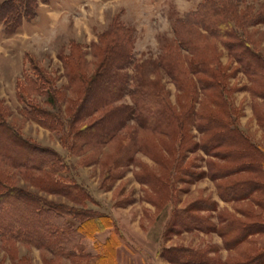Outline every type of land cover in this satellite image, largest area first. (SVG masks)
Here are the masks:
<instances>
[{"label": "rangeland", "instance_id": "obj_1", "mask_svg": "<svg viewBox=\"0 0 264 264\" xmlns=\"http://www.w3.org/2000/svg\"><path fill=\"white\" fill-rule=\"evenodd\" d=\"M203 1L46 0L39 2V10L34 7L32 17H23L13 33L8 34L0 21V105L6 122L22 137L53 148L65 164L60 175L74 182L80 194L73 200L60 193L40 191L20 176L16 183L73 209L107 215L109 226H100L90 237L80 238L88 255H96L109 236L115 242L116 264H182L180 257H192L193 250L213 264H222L226 258L227 264H239L249 255H258V260L264 253V232H253L235 242L240 235L237 222L255 221L258 225L264 221V174L256 178L245 171L231 173L236 160L241 161L234 156V147L230 156L222 154L221 148L209 146L206 151L201 146L204 133L191 127L189 132L198 148L182 154L178 142L163 135V125H141L131 116L119 127L118 111L111 113L115 133L110 138H100L102 131L97 129L95 137L83 133L76 140L67 135L71 120L66 103L57 98L48 100L46 92L33 85L38 78L33 69L36 66L48 78V88L67 89L69 93L68 59L74 52L86 73H92L97 60L92 44L118 19L130 30L129 60L121 69L127 74L122 96L113 104H133L129 92L138 64L142 65L139 74L151 80L158 77L174 102L178 91L174 81L160 68L154 70L151 62L158 58L163 44L172 41L175 18ZM239 2L256 15L246 31L251 47L264 62V0ZM71 41L80 49L71 51ZM218 52L227 74L225 95L235 126L264 157V122L259 121L264 120V96L253 90L263 78L247 74L242 63L221 44ZM117 56L114 52L110 63H116ZM104 86L88 94L82 103L83 112H91ZM33 107L54 113L55 117L47 121L52 120L56 128L40 123L37 116L32 118ZM1 138L0 152L5 157L12 153L24 156L14 143ZM248 184L262 188L253 190ZM12 205L15 212L23 209L15 201ZM65 216L72 227L78 224L72 214ZM14 249L11 257L0 247V264H72L69 257L55 256L21 239L15 241Z\"/></svg>", "mask_w": 264, "mask_h": 264}, {"label": "trees", "instance_id": "obj_2", "mask_svg": "<svg viewBox=\"0 0 264 264\" xmlns=\"http://www.w3.org/2000/svg\"><path fill=\"white\" fill-rule=\"evenodd\" d=\"M40 1L46 0H2L0 21L5 23V31L8 34L15 32L23 17L33 16L34 7ZM247 9L249 8H242L239 0H204L196 9L175 18L172 41L164 43L158 58L151 62L154 70L160 68L174 81L178 90L174 102L169 99V92L158 77L151 80L146 79L143 73L139 74L142 65L138 64L137 74L132 80L133 89L129 92L133 104H113L122 96L127 74L121 69L129 60L127 43L130 41V30L118 19L113 20L92 44L97 56L92 73H86L79 57L73 56L74 52L68 59L69 93L67 89L56 91L48 88L47 86H51L48 78L33 66V61L25 54L37 73L38 78L33 81V85L45 91L48 100L54 101L57 98L66 103L65 109L71 120L70 133L67 135L76 140L83 133L86 136L88 134L87 137H95L98 135L94 133L97 129L102 131L100 138H110L115 133L112 125L114 114L111 113L118 111V126H122L131 116L141 125L157 128L163 125V135L166 133L174 143L177 141L178 151L182 154L198 148V142L193 140V135L189 132L191 127H195L204 133L201 143L204 150L207 151L209 146L221 148L222 154L230 156L234 147V156L241 161L236 160L231 173L245 171L252 177L259 178L264 174V157L235 126L225 95L227 74L224 73L218 52V44H221L236 61L242 63L247 74L262 77L259 87H253V90L264 96V62L251 47L246 31V25L253 23L256 15ZM70 47L71 51L80 49V45L74 41H71ZM114 52L120 57L117 56L116 63H110ZM100 86L104 88L95 97L91 112H83L82 103L86 101L88 94L93 91L96 93ZM33 109L30 111L31 117L37 116L40 123L56 128L52 120L47 121L48 118L55 117L54 113L38 107ZM4 115L5 111L0 105V138L14 143L24 156L12 153L5 157L6 154L0 152V213L3 214L0 216V247L12 257V253L16 251L15 241L21 239L46 248L55 256L69 257L72 264H116L115 242L110 236L94 256L84 252L80 241L83 236L90 237L100 226H109L107 215L73 209L65 203L17 185V176H20L40 191L60 193L73 200L80 194L74 182L65 175H60L65 164L59 159L57 152L49 146L39 145L22 137L7 124ZM262 120L259 118L261 124L264 122ZM74 123L79 127L74 126ZM12 166L16 167L14 171L8 168ZM251 184L248 187L253 190L262 188ZM13 201L23 207L22 211H14ZM68 214L77 218L78 224L75 227L66 218L65 215ZM231 221L235 219L231 218ZM237 226L240 235L235 242L253 232H264V221L258 222V225L255 221H242L237 222ZM227 245L232 248V244ZM192 253L193 256L188 259L180 257L182 264H213L207 256L199 257L194 250ZM259 256L261 258L257 260L258 255H249L246 261L239 264L264 263V253L261 252ZM228 262L229 259L226 258L222 264ZM229 264L236 262L231 261Z\"/></svg>", "mask_w": 264, "mask_h": 264}, {"label": "crops", "instance_id": "obj_3", "mask_svg": "<svg viewBox=\"0 0 264 264\" xmlns=\"http://www.w3.org/2000/svg\"><path fill=\"white\" fill-rule=\"evenodd\" d=\"M47 3H48V1L45 2V3H42V4H47ZM38 5H39V4H38ZM40 6H41V5L37 6L38 10L41 8Z\"/></svg>", "mask_w": 264, "mask_h": 264}]
</instances>
